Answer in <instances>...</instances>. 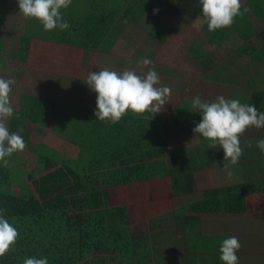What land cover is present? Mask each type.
<instances>
[{
  "label": "crops",
  "instance_id": "1",
  "mask_svg": "<svg viewBox=\"0 0 264 264\" xmlns=\"http://www.w3.org/2000/svg\"><path fill=\"white\" fill-rule=\"evenodd\" d=\"M197 1L200 2L72 0L67 8L60 10L70 27L45 31L38 19L25 18L20 13L18 0H7L0 32V77L15 80L10 93L14 111L27 109L31 95L56 101L61 114L97 109L94 105L97 93L90 90L86 79L88 72L105 68L116 72L135 70L141 76L154 69L160 80L157 87L168 86L172 90L162 111L154 114L164 122L170 123L175 112L198 110L192 105L195 97L210 102L222 95L248 104L252 91H264L263 79L247 93L246 102L242 95L246 86L237 81L243 77L235 70L220 72L217 67H211L203 72L198 65L201 63L186 69L188 55L193 52L202 58L206 55L198 39L202 32L206 35L207 23L203 18L193 17L185 33L178 37L176 33L174 40L178 43L171 44L172 37L163 44L153 32L157 22L164 23L162 16L170 10L178 9L190 15L192 8H197ZM154 9L159 12L154 13ZM31 20L35 21L34 29H30ZM23 37L31 39L26 61L20 53ZM141 58H149L152 64L138 65ZM76 104L82 106L74 109ZM126 114L149 115L132 111ZM63 117L55 115L53 121L62 122ZM9 120L10 117L7 127ZM67 120L61 125L66 126ZM186 128V122L173 127L167 154L169 174L164 188L174 208L254 181H264V152L256 146L258 140L264 139V128L249 127L245 131L240 137L243 154L227 171L223 169L227 163L223 148L219 145L209 148L210 141L195 133L188 134ZM175 154L184 160L173 162L171 157ZM260 188L246 195L244 214L187 215L174 210L136 217L143 219V223L134 235L135 264H224L219 249L222 241L232 236L238 237L241 244L237 252L239 264H264V183Z\"/></svg>",
  "mask_w": 264,
  "mask_h": 264
},
{
  "label": "trees",
  "instance_id": "2",
  "mask_svg": "<svg viewBox=\"0 0 264 264\" xmlns=\"http://www.w3.org/2000/svg\"><path fill=\"white\" fill-rule=\"evenodd\" d=\"M248 2L264 22V0ZM6 5L7 0H0V32ZM191 11L188 15L172 9L163 15L164 23L157 22L153 31L157 39L164 44L173 37L170 43H178L174 36L185 33L195 16L207 23L200 2ZM232 25L244 36H253L244 6ZM225 29L209 31L207 26L209 43L220 44L227 36ZM256 37L264 42V28ZM30 49L31 39L23 37V61ZM246 55L264 63V51L254 46L242 48L236 57ZM28 104L27 109L14 111L8 125L10 132L23 137L26 148L16 166L5 167L0 161V209L19 233L0 264H23L31 256L47 257L48 264H135L134 235L143 223L136 217L174 210L187 215L244 214L246 195L262 189L264 181H254L174 208L164 188L171 133L175 125L186 122V132L193 134L195 123L202 119L199 109L175 112L170 123L150 114H125L113 124L99 121L94 115L97 109L77 110L72 120V112L61 114L56 101L31 95ZM248 104L263 111L264 91H252ZM55 115L64 116L62 123L68 119L72 159L48 150L46 138L31 128L49 127Z\"/></svg>",
  "mask_w": 264,
  "mask_h": 264
},
{
  "label": "clouds",
  "instance_id": "3",
  "mask_svg": "<svg viewBox=\"0 0 264 264\" xmlns=\"http://www.w3.org/2000/svg\"><path fill=\"white\" fill-rule=\"evenodd\" d=\"M72 0H18L20 13L25 18L38 19L45 31L55 28L66 30L70 27L63 20L62 8H67ZM202 13L206 18L209 31L230 27L234 18L241 14V0H200ZM154 13L159 9H154ZM138 65L146 67L152 64L149 58H141ZM12 78L0 77V161L7 167L5 157L22 152L26 142L17 132H10L6 121L14 113L10 100ZM86 83L90 90L97 93V110L94 115L99 121H110L115 124L128 112L136 114L149 113L151 117L162 111L171 97V88L157 87L159 76L154 69H149L145 75H138L135 70L125 69L116 72L107 68L98 72H88ZM194 108L199 109L202 119L195 123L192 131L210 141L209 148L219 145L224 151L223 169L236 165L243 154L240 137L249 127L264 128V112H258L254 104L241 103L238 99H226L218 96L215 101H202L195 97L192 100ZM251 147V142L248 144ZM257 148L264 152V139L256 142ZM231 176V172L227 173ZM0 209V257L4 256L18 238V230L3 215ZM241 248L238 237L232 236L222 241L220 260L224 264H239L237 252ZM23 264H48L47 257H26Z\"/></svg>",
  "mask_w": 264,
  "mask_h": 264
},
{
  "label": "rangeland",
  "instance_id": "4",
  "mask_svg": "<svg viewBox=\"0 0 264 264\" xmlns=\"http://www.w3.org/2000/svg\"><path fill=\"white\" fill-rule=\"evenodd\" d=\"M248 1L249 0H241V5L246 8L249 15L251 16V27L252 30L254 31L253 36L251 37L244 36V34L241 31L237 30L236 28L233 27V25H231L230 27H226L225 30L227 36L224 37L222 42L219 45L211 46V44L209 43L210 37L207 38L205 32H202L203 34H200V36H198V39H199V43L201 44L200 48L202 52L206 53V55H204V58L200 57L201 55L197 52L196 54L193 52L190 56L188 55L187 68H186V69H190L191 68L190 66L195 64L194 65L195 67L198 63H201L198 65L203 72H205V69H210L211 67H217L220 72L221 71L231 72L232 70H235L239 76L243 77L241 79L238 78L237 81L241 80L243 82V86H246L245 87L246 89L244 88V91L242 92V95L245 96V101L246 99H248L247 93L251 92L253 85L255 86L256 85L255 83H258V81H260V78L264 80V63L258 62L248 55L241 58L236 57L238 51L247 46H254L264 51V42L256 37V33L264 28V22L255 15ZM197 21L201 22V20H197ZM34 28H35V21L31 20L30 29H34ZM248 72H250V74H248ZM249 77H250L249 81H244ZM27 92L33 93L34 91L27 90ZM94 105H96V103ZM80 106H82V104H76V106L73 107L74 109H76L77 107L79 108ZM76 113L77 110L72 111L70 115V118L72 120L76 118L75 117ZM61 124L62 122H60V120H55L52 121L49 127L47 128H42L39 125H32L31 128L35 132L42 134L46 138L45 146L48 150L56 151L58 154H60V156L64 157L65 159H72L75 156L70 146L72 133L64 124L63 125ZM20 157H21L20 152H16L9 157H5V159H7L9 162L8 166L14 167L19 162ZM171 160L173 162L174 161L181 162L182 160H184V157L183 156L180 157L175 154L174 156L171 157Z\"/></svg>",
  "mask_w": 264,
  "mask_h": 264
}]
</instances>
